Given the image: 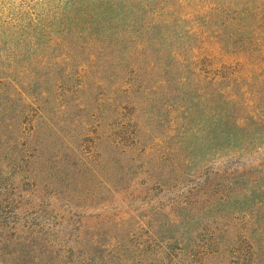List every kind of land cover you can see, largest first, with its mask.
I'll list each match as a JSON object with an SVG mask.
<instances>
[{"label": "rangeland", "instance_id": "obj_1", "mask_svg": "<svg viewBox=\"0 0 264 264\" xmlns=\"http://www.w3.org/2000/svg\"><path fill=\"white\" fill-rule=\"evenodd\" d=\"M204 3L5 68L0 264H264V13L184 9Z\"/></svg>", "mask_w": 264, "mask_h": 264}, {"label": "trees", "instance_id": "obj_2", "mask_svg": "<svg viewBox=\"0 0 264 264\" xmlns=\"http://www.w3.org/2000/svg\"><path fill=\"white\" fill-rule=\"evenodd\" d=\"M27 1L19 0V4H16L9 0H1V16L12 15L13 9L14 12L19 11L20 27L17 30L0 31V41L3 44L0 48V75H5L8 72L5 68H10V65L12 67L19 63H30L36 53H41L43 56L51 49L56 38L55 34L62 29L68 34L76 29L94 27L106 29L115 24L114 20L118 18V12L122 14V17L126 16V13L130 15L134 12H140V15L144 16L145 14L153 16L154 13L159 16V11L163 10L162 7L170 6L169 10L177 12V8L182 9L187 5L188 0H176L178 6L173 4L175 0H56V9L61 4L62 10V15L57 13L58 16L45 12L44 6L40 8L38 5L36 8H31L25 5ZM30 1L32 2V0ZM40 1L44 5L45 2H48L49 8L50 5L56 4L53 0ZM263 2L264 0H205L202 7L197 8L189 5L184 9L191 10L193 15L204 14L208 11L215 17L227 19L229 14L234 13L238 18H242L244 15H257L261 12L260 16H263L264 7L261 5ZM9 16H6V20L12 21ZM50 17H56L57 21L49 20ZM262 18L264 19V16ZM150 19L148 23L150 26L170 22L167 19L154 22V17ZM1 50L7 54L1 55ZM1 69L4 70L1 71Z\"/></svg>", "mask_w": 264, "mask_h": 264}]
</instances>
